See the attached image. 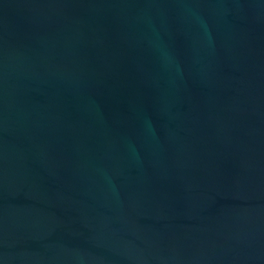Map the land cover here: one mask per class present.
Segmentation results:
<instances>
[{
  "label": "water",
  "instance_id": "obj_1",
  "mask_svg": "<svg viewBox=\"0 0 264 264\" xmlns=\"http://www.w3.org/2000/svg\"><path fill=\"white\" fill-rule=\"evenodd\" d=\"M0 264H264V0H0Z\"/></svg>",
  "mask_w": 264,
  "mask_h": 264
}]
</instances>
